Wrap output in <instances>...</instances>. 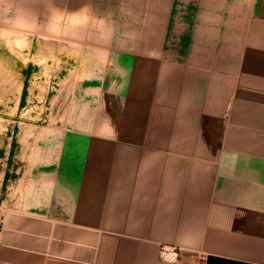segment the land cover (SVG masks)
Masks as SVG:
<instances>
[{"label":"crops","instance_id":"1","mask_svg":"<svg viewBox=\"0 0 264 264\" xmlns=\"http://www.w3.org/2000/svg\"><path fill=\"white\" fill-rule=\"evenodd\" d=\"M0 29L44 110L17 123L60 126L0 264H264V0H0Z\"/></svg>","mask_w":264,"mask_h":264},{"label":"rangeland","instance_id":"2","mask_svg":"<svg viewBox=\"0 0 264 264\" xmlns=\"http://www.w3.org/2000/svg\"><path fill=\"white\" fill-rule=\"evenodd\" d=\"M7 38L13 43L7 44ZM21 38L17 32L0 29V212L6 207V187L28 175L27 164L36 147L39 129L41 136L48 138L60 127L24 125L16 121L38 117L44 112L43 108L29 107V104L22 107L18 101L22 76V63L18 58H21L22 48L28 47L23 45Z\"/></svg>","mask_w":264,"mask_h":264},{"label":"built area","instance_id":"3","mask_svg":"<svg viewBox=\"0 0 264 264\" xmlns=\"http://www.w3.org/2000/svg\"><path fill=\"white\" fill-rule=\"evenodd\" d=\"M166 252H167L166 254H168L169 256H172L173 258L176 257V255H177V254H176L177 252H176L175 250H169V251H168V250L166 249Z\"/></svg>","mask_w":264,"mask_h":264},{"label":"bare ground","instance_id":"4","mask_svg":"<svg viewBox=\"0 0 264 264\" xmlns=\"http://www.w3.org/2000/svg\"><path fill=\"white\" fill-rule=\"evenodd\" d=\"M22 79V76H20V80Z\"/></svg>","mask_w":264,"mask_h":264}]
</instances>
